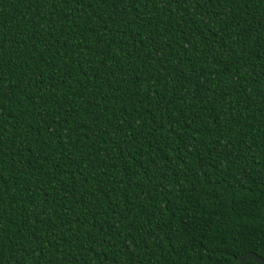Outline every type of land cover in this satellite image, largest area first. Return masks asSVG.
Masks as SVG:
<instances>
[{"label": "trees", "instance_id": "16d2710c", "mask_svg": "<svg viewBox=\"0 0 264 264\" xmlns=\"http://www.w3.org/2000/svg\"><path fill=\"white\" fill-rule=\"evenodd\" d=\"M244 253L264 260V0H0V264Z\"/></svg>", "mask_w": 264, "mask_h": 264}, {"label": "water", "instance_id": "95a60500", "mask_svg": "<svg viewBox=\"0 0 264 264\" xmlns=\"http://www.w3.org/2000/svg\"><path fill=\"white\" fill-rule=\"evenodd\" d=\"M244 260H253L257 264H264V260L254 253H244L237 257V263L240 264Z\"/></svg>", "mask_w": 264, "mask_h": 264}]
</instances>
